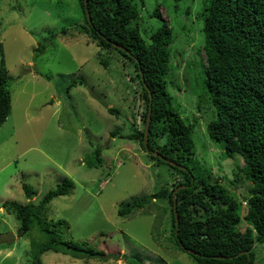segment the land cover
<instances>
[{
    "label": "rangeland",
    "instance_id": "obj_1",
    "mask_svg": "<svg viewBox=\"0 0 264 264\" xmlns=\"http://www.w3.org/2000/svg\"><path fill=\"white\" fill-rule=\"evenodd\" d=\"M134 1L145 41L163 23L173 32L166 80L173 106L187 125L195 126V163L220 179L246 209L248 184L242 177L235 181L244 161L228 158L207 133L216 110L204 83L206 0ZM80 23L78 0H0V65L4 60L12 96L10 115L0 127V264H29L47 241L36 220L20 237L21 223L4 204L30 203L24 184L36 190L32 202L38 204L67 178L71 189L47 206V218L61 220L59 230L67 240L117 258L77 260L50 251L41 257L44 264H130L136 258L141 264H196L171 242L168 200L118 215L128 203L171 188L181 177L139 141L112 137L116 130L130 134L135 123L143 128L142 89L129 60L98 47L76 29ZM98 147L101 167H91L88 160ZM256 252V264H264V245Z\"/></svg>",
    "mask_w": 264,
    "mask_h": 264
},
{
    "label": "trees",
    "instance_id": "obj_2",
    "mask_svg": "<svg viewBox=\"0 0 264 264\" xmlns=\"http://www.w3.org/2000/svg\"><path fill=\"white\" fill-rule=\"evenodd\" d=\"M141 2L144 5V0ZM78 3L84 23L75 25L76 29L93 38L98 47L108 52L116 51L129 60L137 73L136 79L145 100L143 128L138 129L135 123L130 134L124 135L116 130L111 133L112 137L119 135L122 139L139 141L142 149L148 152L144 143L151 112L148 147L188 169L173 167L153 156L159 164H167L175 171L173 175L177 174L181 179L171 188H162L150 197L128 203L118 211V215L124 217L144 210L154 200H168L171 207V242L175 249L187 253L196 264H256L260 261L257 245H264V0H206L203 14L204 83L216 110V118L207 126V133L222 147L228 158L239 157L244 161V167L239 169L241 176L237 174L235 181L240 182L242 177L248 184V195L244 201L246 209L243 201L222 185L220 179L214 178L210 171L194 161L195 126L183 121L168 91L166 79L171 71L170 45L174 40L168 23H163L147 42L138 27L140 10L134 0H88L92 24L86 15L85 0H78ZM159 7L155 16L159 14ZM68 31L63 29L62 33L67 35ZM102 62L104 66L108 65L106 60ZM9 82L8 69L2 60L0 127L12 108ZM72 84L77 85V81ZM148 90L153 95L152 101ZM109 111L119 114L117 109ZM101 153L98 147L91 155L88 160L91 167H101ZM71 186L68 178L64 179L38 204H34L32 200L36 190L24 184L23 189L31 202L4 204L21 223L18 230L20 237L26 236L34 220L47 237L35 260L29 264H44L41 257L50 251L77 260L108 262L117 258L115 253L96 252L67 240L59 230L61 220L52 223L47 218V206L55 198L67 195ZM181 186L186 188L176 194L177 229L174 191ZM179 242L197 255L183 250ZM130 264L141 263L136 258L131 259Z\"/></svg>",
    "mask_w": 264,
    "mask_h": 264
},
{
    "label": "water",
    "instance_id": "obj_3",
    "mask_svg": "<svg viewBox=\"0 0 264 264\" xmlns=\"http://www.w3.org/2000/svg\"><path fill=\"white\" fill-rule=\"evenodd\" d=\"M85 11H86V15H87V18H88V21L90 24H92V19H91V15H90V12H89V9H88V0H85ZM110 42V40H108ZM112 45L118 49H120L121 51L129 54L124 48L120 47L118 44L116 43H112ZM148 89V88H147ZM149 91V90H148ZM149 95H150V99L152 101V93L149 91ZM151 104V103H150ZM150 119H151V112L149 113V116H148V123H147V126H146V132H145V148L146 150L152 154V156L154 157H158L159 159L163 160L164 162L170 164L171 166L173 167H176V168H181L185 171H187L188 169L185 168V167H182L178 164H176L175 162L173 161H170L168 160L166 157L162 156L160 153H158L157 151H151L150 148L148 147V138H149V127H150ZM183 188H186V186H181L179 188H177L175 191H174V214H175V219H176V226H177V229L179 227V218H178V212H177V198H176V194L179 190L183 189ZM176 235H178V231L176 232ZM180 243V246L183 250L187 251L188 253L190 254H193V255H197V253L193 250H190V249H187L182 242H179ZM220 258H225V257H220Z\"/></svg>",
    "mask_w": 264,
    "mask_h": 264
}]
</instances>
